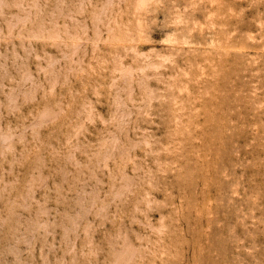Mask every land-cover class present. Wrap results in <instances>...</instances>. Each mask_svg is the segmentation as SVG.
<instances>
[{"label":"rangeland","instance_id":"374dc122","mask_svg":"<svg viewBox=\"0 0 264 264\" xmlns=\"http://www.w3.org/2000/svg\"><path fill=\"white\" fill-rule=\"evenodd\" d=\"M0 264H264V0H0Z\"/></svg>","mask_w":264,"mask_h":264}]
</instances>
